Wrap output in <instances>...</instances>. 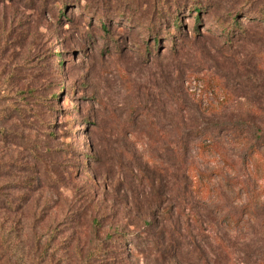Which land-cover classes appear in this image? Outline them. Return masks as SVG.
I'll list each match as a JSON object with an SVG mask.
<instances>
[{"label": "rangeland", "instance_id": "374dc122", "mask_svg": "<svg viewBox=\"0 0 264 264\" xmlns=\"http://www.w3.org/2000/svg\"><path fill=\"white\" fill-rule=\"evenodd\" d=\"M155 2L0 0V264H264V0Z\"/></svg>", "mask_w": 264, "mask_h": 264}, {"label": "trees", "instance_id": "16d2710c", "mask_svg": "<svg viewBox=\"0 0 264 264\" xmlns=\"http://www.w3.org/2000/svg\"><path fill=\"white\" fill-rule=\"evenodd\" d=\"M155 1L156 2L154 3V7L156 10V14L164 13V11L167 8H169V4H168L169 0H155ZM64 4L65 5L60 7L62 15L64 14L63 13L64 10H62V9L65 8L67 3H64ZM184 6H185V4H184ZM184 6L182 4H180L179 1H177V4H176L177 12L180 13L182 11V9L185 8ZM193 9H195V11L197 12L196 18L199 19V12L201 11V7L199 6V3H194ZM236 17L237 16H232L233 23H234L235 27L238 24L241 25V23H238V19ZM172 24H173V27H175L178 30V32H180L182 21H181L179 15L174 16V18L172 19ZM103 25H104V29L106 31H108V28L105 26V23ZM197 31H198V27H197ZM240 31H244V29H242ZM160 35L161 34H160L159 29L155 30L154 34H152V36L154 37V40L156 41V44H158L160 42V39H161ZM171 36L173 38L179 37L178 34H175V33L171 34ZM59 63L61 64L62 60L59 61ZM53 98H54V96H53ZM140 237H141V235H139V234H131L130 232H127L126 230H121L119 228H115L113 232L107 234L106 241L110 242L112 244L122 243V245L124 244V241H125L126 243H129L131 245H138V244L142 243L139 241V239H141ZM106 245H108V244H105V242H103V241L98 242L97 245L95 246V248L90 250L86 263H88L92 258H94L97 253H100V252L102 253L104 251Z\"/></svg>", "mask_w": 264, "mask_h": 264}]
</instances>
